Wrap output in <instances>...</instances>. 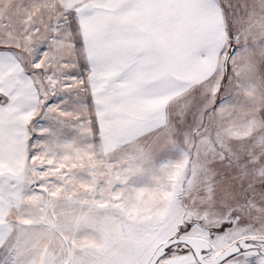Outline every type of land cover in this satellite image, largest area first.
I'll return each mask as SVG.
<instances>
[{
	"label": "snow or ice",
	"instance_id": "obj_1",
	"mask_svg": "<svg viewBox=\"0 0 264 264\" xmlns=\"http://www.w3.org/2000/svg\"><path fill=\"white\" fill-rule=\"evenodd\" d=\"M0 264H264V0H0Z\"/></svg>",
	"mask_w": 264,
	"mask_h": 264
}]
</instances>
